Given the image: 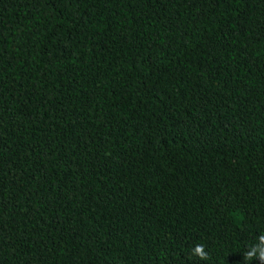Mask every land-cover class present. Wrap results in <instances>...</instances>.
I'll return each mask as SVG.
<instances>
[{
  "label": "trees",
  "instance_id": "16d2710c",
  "mask_svg": "<svg viewBox=\"0 0 264 264\" xmlns=\"http://www.w3.org/2000/svg\"><path fill=\"white\" fill-rule=\"evenodd\" d=\"M260 235L264 0H0V264H245Z\"/></svg>",
  "mask_w": 264,
  "mask_h": 264
},
{
  "label": "clouds",
  "instance_id": "9594fccd",
  "mask_svg": "<svg viewBox=\"0 0 264 264\" xmlns=\"http://www.w3.org/2000/svg\"><path fill=\"white\" fill-rule=\"evenodd\" d=\"M192 256L198 257L200 260L206 261L209 258V253L206 251L204 244H197L193 247ZM245 264H249L253 260L258 259L261 264H264V235L258 237V242L251 245L248 250L244 251Z\"/></svg>",
  "mask_w": 264,
  "mask_h": 264
}]
</instances>
